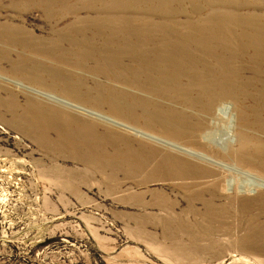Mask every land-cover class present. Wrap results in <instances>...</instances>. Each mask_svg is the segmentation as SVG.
Here are the masks:
<instances>
[{
	"label": "rangeland",
	"instance_id": "rangeland-1",
	"mask_svg": "<svg viewBox=\"0 0 264 264\" xmlns=\"http://www.w3.org/2000/svg\"><path fill=\"white\" fill-rule=\"evenodd\" d=\"M196 94L264 115V0H0V264H264V133L176 138Z\"/></svg>",
	"mask_w": 264,
	"mask_h": 264
},
{
	"label": "bare ground",
	"instance_id": "bare-ground-1",
	"mask_svg": "<svg viewBox=\"0 0 264 264\" xmlns=\"http://www.w3.org/2000/svg\"><path fill=\"white\" fill-rule=\"evenodd\" d=\"M239 94H241L240 86L235 85L226 99L235 100ZM213 101L214 96L204 99L202 96L196 94V96L190 100V103L198 112H203L206 115H181L180 120L174 123L169 131L178 139H188L197 146H212L217 150H226L230 146L232 139L237 141L242 133L251 134L249 132L251 127L254 128V126H257L261 129L262 133H264V115H254L252 120H249L248 115H228L227 105L224 104L226 100L221 102L225 106V108L222 107V111L215 110L213 112ZM103 118L111 122L114 121L106 116ZM203 156L206 157L207 155L203 154ZM256 156L257 155L254 153L243 152L240 154V160L242 163L251 167H257L264 172V156L259 155L261 159H257ZM187 167L189 166L186 163L180 161L178 162L177 172L172 171L166 173L158 163L153 171L158 176L164 173L167 175L179 176ZM221 167L223 178L220 184L224 186L226 190L241 189L255 183L253 177H250L246 171L240 170L238 167L226 163H221ZM196 173L198 175L207 174L210 173V171L204 170ZM240 176H247V178L241 182V180H238ZM259 185L264 186V179Z\"/></svg>",
	"mask_w": 264,
	"mask_h": 264
}]
</instances>
